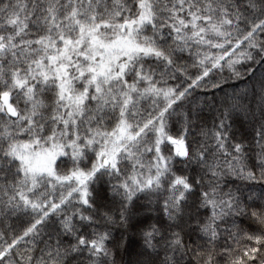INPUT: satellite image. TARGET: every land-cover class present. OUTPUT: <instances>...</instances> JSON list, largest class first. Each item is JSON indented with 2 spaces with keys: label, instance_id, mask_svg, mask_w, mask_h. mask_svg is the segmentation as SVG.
<instances>
[{
  "label": "snow or ice",
  "instance_id": "snow-or-ice-1",
  "mask_svg": "<svg viewBox=\"0 0 264 264\" xmlns=\"http://www.w3.org/2000/svg\"><path fill=\"white\" fill-rule=\"evenodd\" d=\"M0 264H264V0H0Z\"/></svg>",
  "mask_w": 264,
  "mask_h": 264
},
{
  "label": "trees",
  "instance_id": "trees-1",
  "mask_svg": "<svg viewBox=\"0 0 264 264\" xmlns=\"http://www.w3.org/2000/svg\"><path fill=\"white\" fill-rule=\"evenodd\" d=\"M259 71H260V69H257V73H259ZM245 83H246V81H243V80L230 82V85L226 86V90L231 91L232 88H241L244 86ZM203 94L204 93H201V95H203ZM218 95H219V93H218ZM136 239L137 238H134V240H133V246H135V244H136Z\"/></svg>",
  "mask_w": 264,
  "mask_h": 264
}]
</instances>
